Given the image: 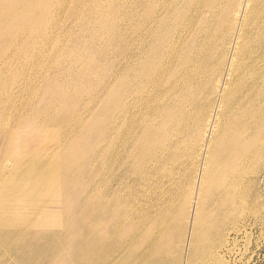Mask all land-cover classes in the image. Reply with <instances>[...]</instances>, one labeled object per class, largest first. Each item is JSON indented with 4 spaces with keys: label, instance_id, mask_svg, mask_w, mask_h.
Segmentation results:
<instances>
[{
    "label": "rangeland",
    "instance_id": "1",
    "mask_svg": "<svg viewBox=\"0 0 264 264\" xmlns=\"http://www.w3.org/2000/svg\"><path fill=\"white\" fill-rule=\"evenodd\" d=\"M263 2L42 1L38 8L48 12L32 19L34 25L46 24L40 37H32L37 48L22 46L11 57H19L15 68L4 76L9 82L23 73L27 83L19 82L21 91L8 97L0 94V111L11 135L36 127L39 141L32 146L55 145L36 164L22 165L21 178L13 182L31 189L26 169L49 167L52 154L64 147L80 148V158L66 170L72 179L69 195L51 196L56 186L48 182L37 188L49 200L76 209H54L42 201L44 214L71 220L89 215L98 204L91 202L94 189L112 195V206L133 205L128 213L111 209L104 216L107 223L137 215L147 222L145 233L162 224L172 227L168 244L176 262L156 258L154 264H188L187 248L195 246L188 234L201 243L208 264H264V144L256 157L242 162L240 183L216 214L209 194L216 170L213 109L223 93L243 88L239 78L247 69L246 53L256 51L264 37ZM35 54L27 70L24 63ZM89 60L94 67L86 70ZM259 70L264 72V63L256 59L252 71ZM51 77L72 78L65 80L67 92L80 87L81 95L65 99L58 92L52 100L55 88L46 91ZM47 97L50 105L29 115ZM23 138L14 150L29 145ZM239 164L225 159L224 169L231 171L227 179ZM58 172L50 170L48 176ZM123 228L110 226L108 232L122 235Z\"/></svg>",
    "mask_w": 264,
    "mask_h": 264
},
{
    "label": "bare ground",
    "instance_id": "2",
    "mask_svg": "<svg viewBox=\"0 0 264 264\" xmlns=\"http://www.w3.org/2000/svg\"><path fill=\"white\" fill-rule=\"evenodd\" d=\"M42 1L44 0H0V94L6 92L7 97L21 91L22 85L27 83L23 73L14 75L9 82L4 81V76H9L15 68L19 57H11L22 46L37 48V41L32 37L41 30L44 33L46 24L40 22L34 25L32 19H38L48 12L45 7L38 8ZM261 26L264 35V24ZM37 55L24 63L27 70ZM256 59H261L264 63V37L256 51L246 53L247 69L239 78L243 88L223 93L217 98L213 109L215 116L212 143L216 170L213 172V185L209 194L216 200L214 214L222 208L224 201L232 196L239 185V175L246 170L242 162L256 157L260 152L259 146L264 144V72L252 71ZM93 65L94 62L89 60L86 70L92 69ZM119 76L115 73L113 77L118 79ZM69 79H49L50 85L46 91L55 88L49 95L52 100L58 92L65 99L81 95L80 87L67 92L65 80ZM21 81L22 85L19 84ZM48 98L40 106H32L29 115L45 110L51 103ZM92 99L91 96L90 100ZM6 122L4 112L0 111V264H154L156 258L160 261L169 259V262H176L177 255L168 244L169 238H173L172 227L162 224L156 230L145 233L143 230L147 222L137 215H131L129 220L114 219L107 223L104 216L111 209L115 214L128 213L133 205L112 206L115 203L111 200L112 195L103 197L104 192L97 191L102 200H108L106 203L98 198L96 190H89L93 193L91 202L98 204L91 214L77 220L44 214L46 208L41 205L42 201H46L54 209H76V206L68 207L49 200L37 188L48 182L56 186L51 196L69 195L72 179L67 177L66 170L76 163L83 149L73 148L67 151L64 147L52 154L55 161L49 167L44 168L40 163L26 169V178L33 184L28 189L13 182L21 178L24 168L22 165L36 164V158L53 149L55 144L43 141L32 146L34 140L39 141L36 127L34 130L30 127L25 133L15 130L11 135V129L6 126ZM53 132L52 129L47 136H52ZM23 137H26L29 145L20 151L14 150L24 140ZM228 150H233V153L229 155L226 152ZM226 158H229L230 164L240 160L238 168L233 172L234 177L230 180L227 177L231 171L224 169L226 166L223 165ZM50 170L59 172L56 176H48ZM63 191L68 192L63 195ZM117 225L124 228L132 225L133 229H121L122 235L108 232L110 226ZM187 237L188 242L193 241L191 245H195L187 248L190 256L188 264H208L198 239L191 234ZM154 245L159 247L154 248Z\"/></svg>",
    "mask_w": 264,
    "mask_h": 264
}]
</instances>
